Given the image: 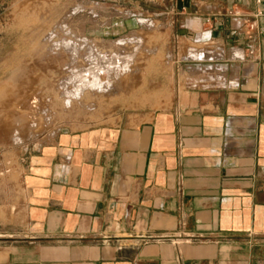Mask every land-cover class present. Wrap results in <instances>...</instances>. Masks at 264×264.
<instances>
[{
    "label": "crops",
    "instance_id": "0c3cea01",
    "mask_svg": "<svg viewBox=\"0 0 264 264\" xmlns=\"http://www.w3.org/2000/svg\"><path fill=\"white\" fill-rule=\"evenodd\" d=\"M168 2L194 84L50 148L0 264H264V0Z\"/></svg>",
    "mask_w": 264,
    "mask_h": 264
},
{
    "label": "rangeland",
    "instance_id": "374dc122",
    "mask_svg": "<svg viewBox=\"0 0 264 264\" xmlns=\"http://www.w3.org/2000/svg\"><path fill=\"white\" fill-rule=\"evenodd\" d=\"M168 7V0H0V244L23 225L20 203L32 197L30 183L50 164V148L147 121L194 84L199 74L188 57L205 47L176 34L160 15ZM73 42L121 66L128 61L136 73L121 84L134 91L99 97L83 86L79 79H92L79 74L86 49L74 60L64 47Z\"/></svg>",
    "mask_w": 264,
    "mask_h": 264
},
{
    "label": "bare ground",
    "instance_id": "6f19581e",
    "mask_svg": "<svg viewBox=\"0 0 264 264\" xmlns=\"http://www.w3.org/2000/svg\"><path fill=\"white\" fill-rule=\"evenodd\" d=\"M70 41H72V40H70ZM83 45L84 46L81 49L79 48L78 44H76L74 42L69 43L68 45H64V47L68 48L71 51V56H72V58H74V60H75L76 56H78V55L80 56V54H79L80 50L83 51L84 49H86V50H84L85 54H83L84 58H80V59H82V62L80 63V65L81 66L84 65V68H86L87 70H85L83 72H79V74L81 75L84 73H89V75L92 76V79L84 80L85 79L84 77L86 76L85 75L83 77V79H79V82L83 83L82 84L83 86H86V87L90 86L93 88H97L95 90H96V94H98L99 97L100 96L101 97L102 96L115 97L118 94L129 95L132 92V90H133L132 86H134V85H133V83L131 85H127L128 83L122 85L121 84V78L125 77L126 75L131 74V72L136 73V70L130 71V68H131L129 66L130 63L127 61L126 63H124L121 66L118 62H116L117 60L112 59V57L110 58V56H108V55L105 57H100L99 54L96 52L97 49L95 47H93V46H87L86 47L85 42H83ZM64 51H66V50H64ZM117 63L119 65H116ZM74 67H76V66H74ZM102 72L104 73V75H106L105 80L100 79L101 74H99V73H102ZM79 78H81V77L79 76Z\"/></svg>",
    "mask_w": 264,
    "mask_h": 264
},
{
    "label": "built area",
    "instance_id": "2783aa9c",
    "mask_svg": "<svg viewBox=\"0 0 264 264\" xmlns=\"http://www.w3.org/2000/svg\"><path fill=\"white\" fill-rule=\"evenodd\" d=\"M228 14H230L233 17H239L240 16L239 14L233 13L232 11H229ZM255 19L256 20H261L262 22H264V13L258 11V13L255 16ZM209 22H210L209 20L206 21V23H209ZM254 27H255L254 23H252V24H250L248 26V28H249L250 31H254V29H255ZM252 54H253L252 52H249V55H252Z\"/></svg>",
    "mask_w": 264,
    "mask_h": 264
}]
</instances>
